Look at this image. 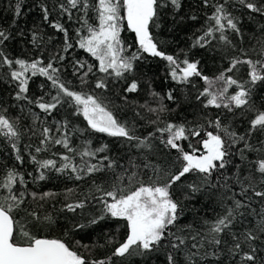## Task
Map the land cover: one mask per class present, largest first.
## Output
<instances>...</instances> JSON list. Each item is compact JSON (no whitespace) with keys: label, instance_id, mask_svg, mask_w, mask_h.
<instances>
[{"label":"snow or ice","instance_id":"obj_1","mask_svg":"<svg viewBox=\"0 0 264 264\" xmlns=\"http://www.w3.org/2000/svg\"><path fill=\"white\" fill-rule=\"evenodd\" d=\"M34 9L40 23L25 31L20 22ZM195 10L203 12L199 34L190 38L188 51L169 54L153 29L166 18L173 24L198 21L188 0H34L31 5L9 0L11 22L0 24V83L8 85L12 103L0 101V137L19 165L25 162L22 136L37 138L36 146H25L38 172L33 179L46 180V172L54 170L84 182L79 194L65 189L70 202L60 211L84 215L91 205L95 214L65 232L68 239L42 235L56 220L30 208L28 199L42 208L60 194L28 192L24 174L16 166L6 168L0 175V264H115L113 258L133 257L139 264H155L161 256L163 264H264V142L250 143L254 134H264V39L258 41L256 59L234 42L243 43L245 15L249 21L264 18V0H197ZM256 23L264 37V23ZM45 25L52 34H45ZM125 26L135 47L121 37ZM56 34L62 36L59 48L52 43ZM13 42L24 44L21 55L9 51ZM193 48L226 53L227 66L206 75L201 61L189 58ZM77 49L97 63L74 56ZM148 57L165 61L166 76L177 85L196 88L195 80L203 82L195 96L201 120L169 118L189 101L174 88L161 94L149 84L150 101L130 99L141 90L140 65ZM66 62L80 90L65 79ZM36 78H43L38 93L30 89ZM113 86L120 87L115 96L123 107L96 95V90L112 93ZM9 107L20 115L10 116ZM123 109L132 111L130 120L122 118ZM61 110L64 115L57 119ZM241 113L252 115L243 132L229 120ZM29 117L22 131L21 119ZM144 126L152 130L138 134ZM92 134L115 138L123 154L109 143L95 145ZM56 146L64 151L38 158ZM249 152L260 156L242 175L233 158L243 163ZM202 201L214 205L211 216L197 207ZM189 212L192 219L182 223ZM106 220L126 222V237L109 239L117 244L110 256L88 260L72 245L71 235Z\"/></svg>","mask_w":264,"mask_h":264},{"label":"trees","instance_id":"obj_2","mask_svg":"<svg viewBox=\"0 0 264 264\" xmlns=\"http://www.w3.org/2000/svg\"><path fill=\"white\" fill-rule=\"evenodd\" d=\"M197 0H188V3H191L194 6V13L200 17L198 21L185 20L180 24H173L170 18H166L162 27L159 29H153L156 38L162 42V47L169 54L179 53L181 49L188 51L194 34H199V30L201 25L203 24V12L199 10H195ZM26 3L29 5L34 3V0H26ZM9 0H0V24L4 27H7L11 22V12L8 11ZM210 11V10H206ZM243 10H241L242 12ZM240 15V12L235 13ZM256 21L260 23H264V18L256 17L254 21H249L247 16L245 15L243 18L242 30L244 32V40L241 44L237 39L234 42L237 43L238 48L242 47L251 58L256 59L257 54L260 51V45L258 43L259 40L264 39L261 33L258 30V26ZM21 26L25 27V31L27 28L32 27L33 24L40 23V14L38 9H34L31 15L26 16V21H21ZM26 24V26H25ZM45 34H52V30L48 28L46 25L43 28ZM122 39L128 45H133L135 47V36L133 33L127 30L126 26L124 31L121 33ZM62 40V36L56 34L53 39V45L56 48L60 47V41ZM215 44L216 41H213ZM24 47L22 43L13 42L9 46V51L13 55H21V49ZM31 47L30 45L28 46ZM51 50V46L49 48ZM48 54L47 52L45 53ZM235 55H240L239 52L232 53ZM74 56L79 57L80 59H87L89 63H97L88 54L84 53L82 50L77 49L74 53ZM189 58L194 60L201 61V68L203 69L206 75L213 77L219 73V70L223 69L227 66V60L222 59V56H225L226 53L217 51L215 53H210L208 50L193 48L188 52ZM67 71L64 76L65 79L73 81V85L76 87V90H80L78 87V81L75 77L72 76L71 66L65 64ZM141 90L135 94H129L130 99L139 101L143 103L145 100H151L149 96V84L151 88L161 94L167 92L169 89H177L176 95L183 100L185 95H189V101L182 104L181 108H179L175 113L172 114L171 118H175L176 120H184L187 119L189 121L195 122L197 120H201V106L195 100V96L197 94V90H202L205 86L202 81L195 80L196 88L185 87L182 85H177L172 82L166 76V62L160 60L159 58H147V62H141ZM101 74L97 73V76ZM43 80V78H36L35 83L30 85V89L37 91L36 86ZM94 81V78H93ZM118 84H122V82H117ZM85 91L89 89H84ZM10 89L7 84L0 83V101L7 102L6 106L12 103L11 96L9 95ZM120 91L119 86H113L112 93L101 92L100 90H96V95L107 100H115L117 104L122 106V102L118 97L115 96V93ZM165 103H169L170 107H174L170 102L165 101ZM35 111H39L38 109H34ZM210 114H214L215 110H208ZM239 112V110H238ZM10 116L16 117L20 115L18 109L9 107ZM43 115V114H42ZM64 115L63 110L60 113L56 114V118L60 119ZM121 116L125 120H130L133 116V113L129 109H123L121 111ZM252 118L251 114H238L236 117H229V120L235 124L236 130L243 132L247 130L249 127L248 120ZM75 123H78L80 127L85 126V122H83L82 118L73 117L72 118ZM31 122V118L21 119V130ZM152 129L144 126L139 129L138 134L146 135L148 131ZM92 139L95 145H99L102 143H109L112 145L114 151H118L121 155L123 154V150L119 149V141L115 140V138H109L104 136L103 134H92ZM79 143L80 141H76ZM261 142H264V134L256 133L250 138V143L259 146ZM38 144V139L35 137L30 138V133L22 136L21 139V148L23 155L25 157V162L23 165H19L15 161L14 153L11 151L10 146L7 144L4 138L0 137V175L6 170V168H11L16 166L20 172L24 174L25 181L27 182V191L28 192H53L58 193L56 198L51 199L43 204L42 208H37L36 202L32 201L29 197L28 204L30 208H36L37 211L40 212L41 215L50 214L56 220V223L52 225L51 228L45 227L41 232L42 235L48 236L49 238H61L68 239V237L64 236V233L67 232L72 226L78 222L86 223L89 218V214H95L94 209L91 205L85 210L84 215L73 214L68 212H62L60 209L63 207V204L70 201H65L63 193L65 189L73 188L77 189V194L83 192L85 190L84 182H77L73 179L68 178L66 175H61L53 171L46 172L47 179L43 181H35L33 178L38 175L36 166L32 164L28 159V150H25L26 145H32L33 147ZM239 147V146H238ZM64 150L56 146L51 149L48 153L39 154V159H47L53 158L51 156V152L61 153ZM260 153L258 152H249L248 160L243 163L240 162L239 156H235L233 159L237 164H240V167L244 169L242 175H247L248 171L251 169L252 163L255 162L257 158H259ZM58 159V157H57ZM251 162V163H250ZM254 171V169H252ZM28 173H32V176H29ZM257 178L259 174H256ZM106 182H110V177H103ZM146 180L147 177H144ZM79 185V188H77ZM20 190L23 191L24 187L20 186ZM75 198V197H73ZM206 210L208 216L212 215L211 208L214 205L204 204L203 201L201 204H198L197 207H201ZM254 207H259V203L254 201ZM80 210H78L79 213ZM187 220L182 221V223H186L192 219L191 213H187ZM20 216H24V213H21ZM117 229H119L117 231ZM111 237H115L116 241H123L126 237V222L124 221H116V220H106L101 221L99 225H93L91 227L85 228L83 230L75 231L71 235L72 245L82 253L86 259L94 260V259H104L107 256L111 255L112 250L117 244L115 241L109 243V239ZM79 241V245L76 242ZM103 245V247H101ZM87 246V247H85ZM115 264H139L140 258L133 257L128 259L122 258H113ZM155 264H163V257L161 256Z\"/></svg>","mask_w":264,"mask_h":264}]
</instances>
